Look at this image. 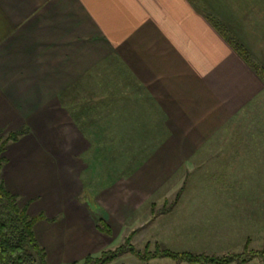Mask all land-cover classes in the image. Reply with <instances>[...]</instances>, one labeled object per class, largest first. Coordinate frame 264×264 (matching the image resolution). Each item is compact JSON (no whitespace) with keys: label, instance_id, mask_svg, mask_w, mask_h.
I'll return each instance as SVG.
<instances>
[{"label":"crops","instance_id":"0c3cea01","mask_svg":"<svg viewBox=\"0 0 264 264\" xmlns=\"http://www.w3.org/2000/svg\"><path fill=\"white\" fill-rule=\"evenodd\" d=\"M260 70L264 0H0V138L23 130L0 177L45 215L48 263L137 228V246L241 252L253 230L263 246ZM185 181L174 210L152 215Z\"/></svg>","mask_w":264,"mask_h":264},{"label":"trees","instance_id":"16d2710c","mask_svg":"<svg viewBox=\"0 0 264 264\" xmlns=\"http://www.w3.org/2000/svg\"><path fill=\"white\" fill-rule=\"evenodd\" d=\"M239 48H242L238 45ZM244 54V52L242 51ZM264 81V70H260ZM23 130L11 132L4 140L0 138V170L5 161L3 151L10 140L17 139ZM183 187L177 192L173 202L160 209L152 206L154 215L169 212L178 203L182 196ZM45 218L44 214L31 215L27 206L21 204L20 197L11 192L0 177V264H49L45 247L36 237L34 226L39 219ZM98 228L107 234L112 229L104 219L99 221ZM139 228L130 232L125 239L116 247L102 251L98 255H88L82 261H74L69 264H109L114 259L130 252L138 259L148 262L153 258L169 257L177 263L188 264H248L254 258L264 259V245L261 249H249V240L245 249L241 252H228L226 254H207L190 250L175 251L162 242H154V249H151L152 242L146 244L144 249L138 248L132 241Z\"/></svg>","mask_w":264,"mask_h":264},{"label":"rangeland","instance_id":"374dc122","mask_svg":"<svg viewBox=\"0 0 264 264\" xmlns=\"http://www.w3.org/2000/svg\"><path fill=\"white\" fill-rule=\"evenodd\" d=\"M2 140H4L5 139V137H2L1 138ZM186 181L184 182V184L181 186V187H183V192H182V195H183V193H184V191H185V189H186ZM180 187V188H181ZM180 190V189H179ZM177 195V194H176ZM176 197V196H175ZM175 197L173 198V199H168V200H166L165 201V203L163 204V206H165V205H167V206H169L172 202H173V200L175 199ZM182 197V196H181ZM181 197H180V199H181ZM180 199H179V201H180ZM179 201H178V203H179ZM178 203L173 207V209L171 210V211H173L174 210V208L178 205ZM153 205H155V203H152L151 204V210H152V206ZM162 207V206H161ZM161 207H158L157 205H155V209H160ZM171 211H169V212H166L165 214H167V213H170ZM151 213H152V211H151ZM154 213H152V215H153ZM234 231V230H233ZM238 233H239V230L237 231V235H238ZM251 233H252V236H251V239H249V249H252V250H257V249H261L263 246H262V239L260 238V236H259V231H257V230H253V231H251ZM133 242V241H132ZM154 242H156V241H154ZM154 242H152L153 244L151 245V249H154V247H155V245H154ZM160 242V241H159ZM164 244V243H163ZM137 246V245H136ZM146 246V245H145ZM145 246H142V245H138L137 247L138 248H140V249H144L145 248ZM202 248H205V249H207L208 251H213L214 253H217V254H222V253H224L223 251H224V249H226V247L227 246H225V245H216V246H210V245H207V246H201ZM256 248V249H253V248ZM261 247V248H260ZM235 249H242L241 247H238V248H235ZM245 249V248H244ZM243 249V250H244ZM242 250V251H243ZM213 252H208V253H213ZM127 253H130V252H127ZM125 254V253H124ZM123 254V255H124ZM120 256H122V255H120ZM119 256V257H120ZM130 256H132L133 258H134V260L133 261H131V260H129V259H127V260H125V261H127V263L128 264H133L134 262H135V264H148L147 262H145V261H142V260H140V259H138L137 257H135L133 254H130ZM118 258V257H117ZM116 258V259H117ZM115 260V259H114ZM113 260V261H114ZM82 261V260H81ZM50 264H57V262L55 261V260H53L52 259V256H51V258H50Z\"/></svg>","mask_w":264,"mask_h":264}]
</instances>
